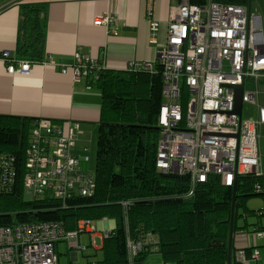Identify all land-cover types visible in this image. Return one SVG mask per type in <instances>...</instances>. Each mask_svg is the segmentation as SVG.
<instances>
[{
	"label": "trees",
	"instance_id": "1",
	"mask_svg": "<svg viewBox=\"0 0 264 264\" xmlns=\"http://www.w3.org/2000/svg\"><path fill=\"white\" fill-rule=\"evenodd\" d=\"M189 1L199 6L208 2ZM214 2L248 6L250 0ZM45 18L44 6L22 7L14 62L33 65L45 61ZM161 72L158 63L152 70L125 72L101 67L87 78L102 92L96 166L93 171L84 166L95 178L91 196L71 194L63 201L48 191L38 198L30 194L24 185L25 154L34 120L0 116V154L17 160L16 184L0 191V228L56 222L81 234V222L92 226L109 219L116 226L96 250L100 260L88 264H145L153 254L160 257V264H228L235 187L234 235L264 231L260 221L248 223L249 217L264 216V209L256 213L247 207L252 198L264 199V175H239L235 185L227 187L215 174L205 183H195L189 175L158 169L160 112L164 105ZM189 99L183 87L180 104L184 113ZM245 248L248 253L252 250ZM232 249V264H240L236 251L241 248H235L233 241Z\"/></svg>",
	"mask_w": 264,
	"mask_h": 264
},
{
	"label": "built area",
	"instance_id": "2",
	"mask_svg": "<svg viewBox=\"0 0 264 264\" xmlns=\"http://www.w3.org/2000/svg\"><path fill=\"white\" fill-rule=\"evenodd\" d=\"M254 4L259 7V0H250L248 6L214 0L199 6L177 0L171 7L167 40L158 52L164 98L158 169L189 175L195 183H205L215 174L227 187H233L239 175H262L257 129L264 124V108H260L257 121L235 114L234 88L245 85L244 104L256 105L258 92H247L246 84L258 85L264 80V17ZM148 16L150 43L157 46L160 24L153 19L151 8ZM112 21L106 15L98 18L97 24L107 26ZM12 57L9 51L1 57L7 73L28 75L31 64L14 62ZM75 59L71 69L78 82L101 68L91 56L77 54ZM129 69L152 70L153 65L137 63ZM183 87L190 94L186 113L180 104ZM78 127L72 126L66 136L58 124L34 121L24 177V185L34 197L45 191L63 201L71 194L93 195L94 175L84 169L89 159L73 152ZM16 161L14 156L0 154V191L16 184ZM80 228L93 231L89 223L81 222ZM79 235L56 222L0 228V264H59L58 245L64 242L70 250L78 251ZM253 235L257 241L264 240V231ZM251 259L262 261L257 249L251 252ZM236 261L249 264L245 247L236 251Z\"/></svg>",
	"mask_w": 264,
	"mask_h": 264
},
{
	"label": "crops",
	"instance_id": "3",
	"mask_svg": "<svg viewBox=\"0 0 264 264\" xmlns=\"http://www.w3.org/2000/svg\"><path fill=\"white\" fill-rule=\"evenodd\" d=\"M176 1L0 0V116L54 122L60 125L66 136L70 128L78 124L73 152L83 158L85 152L97 148L102 92L91 85L90 79L82 78L79 82L74 79L71 68L75 64L76 55L91 56L100 62L101 67L115 72H125L132 64L137 63L159 64L158 52L167 40L170 9ZM30 5H41L46 9L45 61L31 65L28 75H10L1 57L5 51L16 57L21 9ZM150 8L153 19L160 24L157 46L150 43ZM106 15L112 17V23L107 26L98 25L97 19ZM64 70L67 73H63ZM255 91L258 92L257 104L251 105L246 118L253 121L259 119V110L264 108V80L256 85ZM257 131L260 139L262 138L261 172L264 175V124L258 125ZM88 164L85 165L87 169ZM252 199L264 202L261 197ZM252 218L264 225V216L254 215ZM115 226V221L105 219L97 222L96 232L92 227V232L85 233L91 235V240L101 239V245L95 248L99 250L104 237ZM64 245L69 247L64 242L57 247L59 262L60 250ZM234 246L252 248L250 253L247 252L249 264H261V261L251 259V252L257 249L261 254L264 240L257 241L254 235L242 232L234 235ZM83 249L85 248L82 246L79 248ZM76 254L71 255L74 260L78 259Z\"/></svg>",
	"mask_w": 264,
	"mask_h": 264
},
{
	"label": "rangeland",
	"instance_id": "4",
	"mask_svg": "<svg viewBox=\"0 0 264 264\" xmlns=\"http://www.w3.org/2000/svg\"><path fill=\"white\" fill-rule=\"evenodd\" d=\"M259 7L261 12L263 13V17H264V0H259ZM246 90L247 92H254L256 90V85L253 84L252 82H248L246 84ZM251 105L249 104H244V111H243V116L244 118H247L248 113L251 110ZM262 137V136H261ZM260 154L262 157V138L260 139ZM96 155H97V148L91 149L90 151L88 150V152L83 154V158L86 159L87 157L90 159L88 167L89 170L93 171L95 169L96 166ZM262 159V158H261ZM262 161V160H261ZM262 163V162H261ZM263 170V168H262ZM27 199H31L30 196L26 197ZM248 209L252 210V211H258L257 209H264V202L260 199H252V201H250L247 204ZM261 207V208H258ZM244 210H242L241 213H245L243 212ZM248 223L249 225H253L255 223V219L252 217L248 218ZM243 221V220H242ZM241 221V222H242ZM244 224V221H243ZM264 224V221H263ZM92 227L95 229L94 231H97V222L92 224ZM94 234V233H93ZM251 234V233H250ZM253 236V234H251ZM89 234L87 233H83L81 234V245L82 248H85L83 250H69V247L67 245H64L65 247H63V249L61 248V256H60V262L59 264H88V261H93L94 259L100 260L101 255L98 251H96V247L101 245V239L96 238V239H90ZM260 251L262 252V261L260 262L261 264H264V247L260 249ZM77 253L78 259L74 260L71 255ZM97 253V258L94 257V255ZM161 259L158 255H150L145 264H160Z\"/></svg>",
	"mask_w": 264,
	"mask_h": 264
},
{
	"label": "water",
	"instance_id": "5",
	"mask_svg": "<svg viewBox=\"0 0 264 264\" xmlns=\"http://www.w3.org/2000/svg\"><path fill=\"white\" fill-rule=\"evenodd\" d=\"M253 7L256 10H259V7L257 4H254ZM234 89H235V114L242 118L243 111H244L243 97L245 93V85L236 87ZM235 201H236V188L234 187L231 228H230V233H229V244H228V264H232V252H233L232 248H233V241H234V223H235Z\"/></svg>",
	"mask_w": 264,
	"mask_h": 264
}]
</instances>
